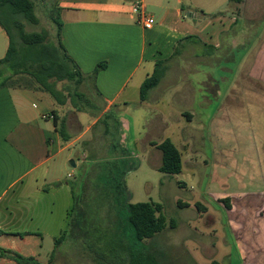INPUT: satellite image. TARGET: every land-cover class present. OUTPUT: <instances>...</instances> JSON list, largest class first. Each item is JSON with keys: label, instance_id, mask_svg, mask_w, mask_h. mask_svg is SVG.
Listing matches in <instances>:
<instances>
[{"label": "rangeland", "instance_id": "obj_1", "mask_svg": "<svg viewBox=\"0 0 264 264\" xmlns=\"http://www.w3.org/2000/svg\"><path fill=\"white\" fill-rule=\"evenodd\" d=\"M36 4L39 22L22 19L25 31L45 33L54 41L56 26L50 13L40 1ZM239 9L235 10L241 12L236 14L237 23L230 22L236 13L230 7L223 10L225 19H216L213 12L207 16L210 26L205 35L220 45L217 65L187 68L188 50L180 47L173 70L151 89L147 102L117 104L86 132L103 111V102L89 88L92 102L78 101L88 113H79L64 90L65 120L74 137L84 136L65 150L70 159L58 167L63 192L55 199L47 197V216L39 217L45 260L73 218L75 228L58 244L53 264H118L120 243L131 251L125 257L137 264H264V216H251L250 198H245L250 192H264V78L241 74L246 59L264 56V0H247ZM152 11L147 8L148 13ZM214 26L222 31L218 37L211 35ZM140 79L141 74L131 87ZM213 80L220 87L216 98ZM65 85L58 82L57 88ZM188 86L194 88L190 103L184 93ZM187 105L196 112L192 121L180 115ZM162 114L167 125L161 128L157 122ZM120 120L128 122L130 130ZM167 138L182 153L183 169L178 175L160 172L150 162V147L143 145L148 139L162 142ZM123 176L127 194L118 185ZM66 185L76 199L74 206ZM227 197H233L229 204L236 203L235 216L225 201H219ZM127 202L161 204L166 227L151 239L138 240L125 221ZM198 204L206 206L207 212L202 213ZM66 209H71L70 216Z\"/></svg>", "mask_w": 264, "mask_h": 264}, {"label": "crops", "instance_id": "obj_2", "mask_svg": "<svg viewBox=\"0 0 264 264\" xmlns=\"http://www.w3.org/2000/svg\"><path fill=\"white\" fill-rule=\"evenodd\" d=\"M137 1H143L146 9L152 8L153 11L149 14L157 21L153 29L144 30L139 26L138 18L132 11L133 4ZM246 2L247 0L241 4L231 3L230 0H60L56 5L49 1L41 2L48 13L56 9L63 24L62 44L85 75L91 74L97 65L106 63V68L97 75L95 84L90 81L82 87L91 95L89 88L93 89L104 104L103 112L94 117L84 132L104 112L117 104L127 106L133 101L147 102L142 101L140 95L144 80L153 73L157 61H165V75L173 70L172 61L180 47L186 46L184 48L188 50L186 60L190 64L187 68L192 65H197V68L207 64L217 65L221 60V55L217 53L220 45L217 41L209 42L205 35L206 28L210 26L207 16L213 12L211 14H215L216 19H225V8L230 7L236 12L235 10H240V6H246ZM240 13H233L230 22L237 23L239 18L236 14ZM219 29L214 26L211 35L218 37L222 33ZM9 43L8 34L0 26V59L6 56ZM139 74L141 79L131 87L132 81ZM241 74L245 77L264 78V56L256 55L246 59ZM212 83L213 96L216 98L220 94V87L214 80ZM193 89L188 86L184 91L188 97L184 98L187 103H190L189 94H193ZM65 107L66 104L57 105L47 92L23 88L0 90V247L14 250L26 257H35L44 264L50 258L45 260L42 253L43 233L39 217L47 216L44 209L47 197L55 199L63 192L64 183L58 185L61 180L58 167L64 166L70 159L69 155L64 154L65 150L73 147L84 136V133L73 136L72 127L62 112ZM47 115L66 121L71 136L69 142L62 140L54 119L45 118ZM180 115L192 121L196 112L187 105ZM164 117L163 114L160 116L157 127L167 125ZM120 122L124 129L130 130L128 122ZM183 134L184 140H188V133L183 130ZM125 141L127 137L124 138ZM154 143L160 142L148 139L143 145L150 147V162L155 163L159 169L162 152ZM131 156L128 154L129 159H132ZM74 166L76 167L75 164ZM65 192L72 195L69 185L65 186ZM248 196V203L252 205L248 207L250 215L264 216V192H250L245 198ZM232 198H222L219 201H225L229 205V212L235 216L236 203H228V199L231 201ZM235 200L237 198H234V202ZM75 201L72 195V206ZM198 206L204 209L202 213L207 212L206 206ZM49 212L53 215V207ZM70 215L71 209H66V216ZM22 233L27 235H17ZM0 264L17 263L0 257Z\"/></svg>", "mask_w": 264, "mask_h": 264}, {"label": "trees", "instance_id": "obj_3", "mask_svg": "<svg viewBox=\"0 0 264 264\" xmlns=\"http://www.w3.org/2000/svg\"><path fill=\"white\" fill-rule=\"evenodd\" d=\"M36 1H49L56 5L60 0H0V26L6 31L10 41L6 56L0 59V90L3 88H23L47 92L53 97L56 104L60 106L67 104V98L64 94V90H66L71 96L74 108L79 112H87L88 109L78 105V101L90 103L92 102L90 100L92 95L81 91V88L84 85H88L90 81L95 84L97 75L106 68V63L103 62L97 65L89 75H85L81 71L78 64L62 44L63 24L56 9H52L49 12L51 21L56 26V38L54 41L49 40L45 33L25 31L22 19L28 20L33 24H38L39 22L35 14ZM244 1L230 0L231 3L236 4H241ZM165 72V61H157L155 70L142 84L140 92L142 101H145L151 89L160 83ZM58 82H66L62 90L57 88ZM102 112L100 111L98 115ZM53 117L57 132L62 140L69 142L71 136L68 132L66 121L64 119L60 120L56 116ZM153 145H156L162 152V163L158 170L170 175L180 174L183 169L182 153L174 142L167 138L159 144L154 143ZM118 185L127 194L125 181ZM162 208L161 204L153 202H127L125 204L127 213L125 221L133 228L138 240L151 239L163 231L166 227V218L162 214ZM68 225V230L55 240V249L46 264H53L56 248L58 244L67 238L68 231H73L75 220L72 218ZM17 235L25 236L27 234ZM119 246L121 255L118 264H128V262L137 264L135 260L132 261L129 260L130 258L125 257L131 251L123 243H120ZM95 253L103 256L98 250H95ZM0 257L10 259L17 264H44L35 257H26L14 250L2 247H0ZM98 264L113 263L99 261Z\"/></svg>", "mask_w": 264, "mask_h": 264}, {"label": "built area", "instance_id": "obj_4", "mask_svg": "<svg viewBox=\"0 0 264 264\" xmlns=\"http://www.w3.org/2000/svg\"><path fill=\"white\" fill-rule=\"evenodd\" d=\"M132 11L138 18L139 26L144 30H151L156 26V18L147 12L146 6L143 1L135 2L133 4ZM47 117H49L50 119L54 118L52 115L45 116V118Z\"/></svg>", "mask_w": 264, "mask_h": 264}]
</instances>
